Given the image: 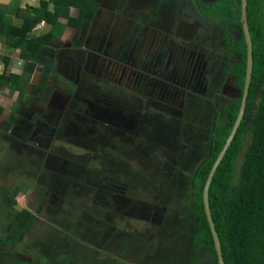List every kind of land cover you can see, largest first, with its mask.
I'll return each instance as SVG.
<instances>
[{"label": "rangeland", "instance_id": "374dc122", "mask_svg": "<svg viewBox=\"0 0 264 264\" xmlns=\"http://www.w3.org/2000/svg\"><path fill=\"white\" fill-rule=\"evenodd\" d=\"M199 2L97 0L82 32L65 27L52 43L74 62L61 69L71 79L46 90L54 98L37 99L47 106L42 118L33 110L16 116L14 103L0 117L2 124L13 115L8 130L0 126V199L5 191L12 198L4 222H24L0 243V264L89 261L77 252L175 264L182 242L174 227L183 219L187 175L202 157L198 138L209 124L214 137L229 128L237 94L239 58H225L221 43L235 27L221 25V2L208 12ZM203 73L210 74L206 101L191 92ZM198 253L208 264L210 254Z\"/></svg>", "mask_w": 264, "mask_h": 264}, {"label": "trees", "instance_id": "16d2710c", "mask_svg": "<svg viewBox=\"0 0 264 264\" xmlns=\"http://www.w3.org/2000/svg\"><path fill=\"white\" fill-rule=\"evenodd\" d=\"M217 1L221 2L223 12L227 16V19L221 21V25L225 22L235 27L233 34L230 32L221 37V43L226 50L223 54L225 58L227 54L239 58L234 66L237 94L227 108V115L232 120L229 128L221 130L219 137H214L212 125L209 124L206 134L198 138L197 146L201 150L202 157L187 175L184 199L187 197L185 202H182L183 219L176 221L177 226L174 227L180 234L182 242V246L175 248L174 251L175 264H201L199 251L202 252L201 255L210 254V257L203 255L206 263L218 264L201 193L208 172L229 135L238 111L244 80L245 44L238 26L239 0L237 3L235 0H213L205 5L200 0L199 7L202 11L208 12L209 8L218 4ZM246 2V23L251 50H253V71L245 112L234 138L211 177L208 188L209 212L220 238L224 264H264V0ZM96 6L97 0H41L38 7L28 6L21 10V14L18 12L19 25H6L0 13V32L5 33L8 45L20 50L19 58L24 64L21 74L14 75V78L10 79L5 75L7 61L4 59V72L0 75V85L9 87L10 92H17L21 97L24 91L21 83H28L40 48L54 39L62 38L65 27L82 32L92 20ZM60 19L67 22L63 23ZM41 21L50 25V30L41 35H33L31 31ZM224 73L223 70L219 78L213 75L218 80V89L214 96L220 93ZM208 77L210 79V74L203 73L201 84L192 87L191 92L195 96L198 95L202 101H206ZM38 88L31 87L29 92H36ZM211 103L212 108L217 110L219 103L216 98L211 100ZM1 110L0 105V113ZM213 113L216 114V111ZM239 159H242L241 163H238ZM175 171L179 173V168L175 167ZM9 195L11 193L5 191L4 199H0V243L13 239L22 228L24 215L28 214L26 211L17 214L22 224L5 223L4 216L11 208L9 206L12 198ZM77 247L79 244L75 243L71 249L76 252ZM77 253L89 260L85 264H131L121 259L112 258L109 261L102 256L97 257L96 254L91 257L88 253ZM45 260L48 261L46 258ZM81 261L84 259H78L77 263Z\"/></svg>", "mask_w": 264, "mask_h": 264}, {"label": "crops", "instance_id": "0c3cea01", "mask_svg": "<svg viewBox=\"0 0 264 264\" xmlns=\"http://www.w3.org/2000/svg\"><path fill=\"white\" fill-rule=\"evenodd\" d=\"M41 0H0V13L3 15V23L6 25H19L20 18L17 17L18 12L21 14V10H24L26 7H38ZM61 22L66 23L64 19H60ZM66 21V22H65ZM50 25L45 24L44 22H39L31 31L33 35H41L47 33L50 30ZM75 29V28H73ZM78 30V29H75ZM63 36V34H62ZM61 36V37H62ZM58 39H54L48 45H45L40 48L38 57L36 59V64L33 73L29 77L28 83H21V86L24 87L22 96L13 92H10L9 87L0 85V105L2 107L0 117L5 113L7 114L8 108L16 105V116L18 117H29L31 111L37 117L42 118L47 112L46 97L50 99L55 96L47 95L46 90H52V87L55 88L59 83L62 82L61 79L66 80L70 78L71 71L66 74L65 71L61 70L64 64H68L70 68H73L74 62L67 58L61 49L52 47V43ZM19 49L13 48L7 43V37L4 32H0V75L4 72V59H6L7 64L5 66V75L10 79H13L14 75H20L23 62L19 58ZM8 59V60H7ZM53 70V73L51 71ZM31 87H39L36 92H29ZM43 101L41 104L36 103L37 99ZM56 102V101H55ZM58 103V102H57ZM51 109L55 114V106L51 104ZM49 108V110H50ZM55 108V109H54ZM20 114V115H19ZM2 121L0 124L2 130H8L10 126L13 125L12 117ZM2 131H0L1 133Z\"/></svg>", "mask_w": 264, "mask_h": 264}, {"label": "water", "instance_id": "95a60500", "mask_svg": "<svg viewBox=\"0 0 264 264\" xmlns=\"http://www.w3.org/2000/svg\"><path fill=\"white\" fill-rule=\"evenodd\" d=\"M246 1L247 0H239L240 10H239L238 26L241 29L242 36L244 39V44H245V69H244L243 86H242L241 95H240V103H239L236 117L231 126L229 135L227 139L224 141V144L221 150L219 151L215 161L213 162L210 168V171L208 172V175L204 182L202 193H201V200L203 204L204 213H205V216H206L209 228H210L212 238L214 240L215 252L218 256V264H224V260H223V253H222L220 238L218 236L216 229L214 228L213 222L211 220L210 212H209L208 188L210 185L211 177L213 173L215 172L216 167L218 166L222 156L227 150L232 138H234L241 124V121L243 119L244 112H245V107H246V102H247V97H248V92H249V87H250V81H251V76H252V71H253V68H252L253 50H251V40H250V35L248 32V27L246 23V3H247Z\"/></svg>", "mask_w": 264, "mask_h": 264}, {"label": "flooded vegetation", "instance_id": "af4514ba", "mask_svg": "<svg viewBox=\"0 0 264 264\" xmlns=\"http://www.w3.org/2000/svg\"><path fill=\"white\" fill-rule=\"evenodd\" d=\"M210 2H211V1H208L207 3H210ZM163 55L166 57V56H168V53H164ZM171 80H172V79H170V81H169L170 84L173 83V81H171ZM199 80L201 81V79H199ZM182 81H184V80H182ZM174 83H175V82H174ZM188 83H189V82H188ZM189 85H191V83H190ZM198 85H199V84H198V81H197V82L195 83V85H193V87L198 86ZM70 124H71V123H70ZM70 124H69V125H70ZM69 130H71L70 127H69Z\"/></svg>", "mask_w": 264, "mask_h": 264}]
</instances>
